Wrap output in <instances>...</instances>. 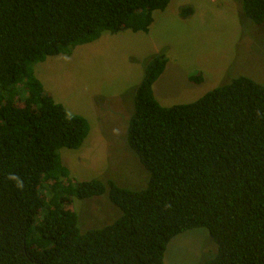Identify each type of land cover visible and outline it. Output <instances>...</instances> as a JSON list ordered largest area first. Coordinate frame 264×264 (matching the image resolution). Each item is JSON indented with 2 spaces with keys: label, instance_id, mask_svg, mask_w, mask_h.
<instances>
[{
  "label": "trees",
  "instance_id": "16d2710c",
  "mask_svg": "<svg viewBox=\"0 0 264 264\" xmlns=\"http://www.w3.org/2000/svg\"><path fill=\"white\" fill-rule=\"evenodd\" d=\"M237 1L242 17L264 24V0ZM169 2L0 0V264H165L170 240L198 228L217 248L199 264H264V84L238 75L164 107L153 93L167 63L159 53L144 64L126 123L145 186L76 182L61 161L59 151L78 149L89 124L45 94L35 64L103 32L147 33ZM192 13L179 9L180 18ZM105 193L116 219L81 231L73 199Z\"/></svg>",
  "mask_w": 264,
  "mask_h": 264
},
{
  "label": "rangeland",
  "instance_id": "374dc122",
  "mask_svg": "<svg viewBox=\"0 0 264 264\" xmlns=\"http://www.w3.org/2000/svg\"><path fill=\"white\" fill-rule=\"evenodd\" d=\"M181 6H191L192 15L180 18ZM159 53L167 63L153 93L164 107L191 103L238 75L264 84V24L242 17L237 0H170L163 12L153 13L147 33L103 32L69 55L47 57L33 68L43 91L89 124L78 149L59 151L73 181L111 180L129 189L145 186L148 173L127 145L126 123L144 64ZM197 74L201 83L189 80ZM71 209L81 231L106 225L118 215L106 193L73 199ZM216 251L205 228L188 230L170 240L163 262L199 264Z\"/></svg>",
  "mask_w": 264,
  "mask_h": 264
},
{
  "label": "clouds",
  "instance_id": "9594fccd",
  "mask_svg": "<svg viewBox=\"0 0 264 264\" xmlns=\"http://www.w3.org/2000/svg\"><path fill=\"white\" fill-rule=\"evenodd\" d=\"M8 179L15 182V186L18 190L23 189L24 182L19 176H17L16 174H10Z\"/></svg>",
  "mask_w": 264,
  "mask_h": 264
}]
</instances>
